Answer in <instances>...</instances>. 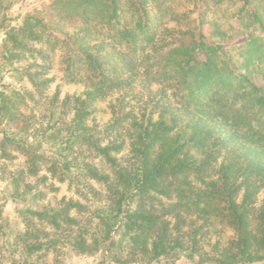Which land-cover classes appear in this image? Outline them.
Wrapping results in <instances>:
<instances>
[{"label":"trees","instance_id":"trees-1","mask_svg":"<svg viewBox=\"0 0 264 264\" xmlns=\"http://www.w3.org/2000/svg\"><path fill=\"white\" fill-rule=\"evenodd\" d=\"M16 4L27 6L0 9ZM221 5L238 31L209 23ZM0 32V160H23L10 194L22 227L0 247L23 258L10 264L64 248L115 263L126 252L136 264H264V85L253 81L264 82V0H40L4 14ZM54 54L80 94H46ZM51 180L75 197L38 204L42 186L57 192ZM9 227L0 210L3 237Z\"/></svg>","mask_w":264,"mask_h":264},{"label":"rangeland","instance_id":"rangeland-1","mask_svg":"<svg viewBox=\"0 0 264 264\" xmlns=\"http://www.w3.org/2000/svg\"><path fill=\"white\" fill-rule=\"evenodd\" d=\"M25 3L27 5L26 7L20 8L19 4H16V5H13L12 8L6 13H3L2 10L0 9V18L4 14L7 16V18H10V19L16 17L17 15H20L22 17L23 15L26 14L27 11H30L33 8L37 7L40 4V0H25ZM231 13L232 12H230L229 9H226V5H221L220 8L218 7L214 8L210 16L209 23H211V25H217L221 30H225L229 34H232L235 31H238L240 27L238 26L239 25L238 22L231 19L230 17ZM20 24H21L20 20L11 21L9 23L10 27H18L20 26ZM262 36L264 37V34ZM1 39H3L2 32H0V43H1ZM263 46H264V43H263ZM54 55L55 56H53L50 71L48 72V75H47L48 77L52 78L53 81L49 84L46 90V94L48 96H51L57 88L59 90L60 97H63L66 94H69V95L80 94L84 90L83 86L79 83H69L64 79L62 65L59 62L58 54H54ZM234 57L239 59L240 64L243 63L247 59L244 55H238V54H235ZM243 67L244 68H242L241 70L243 73L247 71L249 72L254 71L256 70V61L251 60V61L245 62ZM253 75L254 74L252 73L251 77ZM4 80L5 82H8V83L12 82L7 76H5ZM259 80L260 78L253 77L254 83H257L259 86L264 85V82L262 81L258 82ZM108 104H109V100L106 99L95 105V109L91 117L92 122L102 125L110 119V114L107 108ZM39 140H41V138H39ZM22 162L23 160L21 158L16 159L11 163L2 162V160H0L1 218H3L5 222L8 223V226L15 229V231H12L11 229H9L6 232V236L4 237L2 236L0 232V247H2V244L4 242L5 244H8L6 243L7 240L13 242L15 238L16 229L17 228L20 229L22 227L20 224H18V216H17L15 209L16 207L18 208L19 206L20 207L23 206V203L14 204L10 202L11 200L10 194L14 191L12 188L11 179H12V176L15 174V172L22 168V165H23ZM48 183H52L58 190L57 192L48 191L46 188H43L42 186V189L44 191V196L42 197V200L37 202L38 204L39 203L43 205L54 204L55 202L59 201L63 197L65 198L75 197L73 190L67 187V183H55L52 180L48 181ZM91 187L94 189V192L95 190L98 192L100 190V188L95 185H92ZM83 192H85L84 189H83ZM100 192H101L100 194H103L102 190H100ZM91 194L93 195V192L87 194L88 201H86V203L88 205V208H87L88 212L85 213V215L87 216H90L94 212L95 207H96L95 204H98V202L97 203L95 202L96 200L92 199ZM21 197H25V196H21ZM96 197L94 193V198L96 199ZM93 223H94V220L92 222V226H93ZM92 230H93V227H92ZM3 253H5V255L7 256L4 260L2 259L0 260V264H10L11 260L20 261L23 258V255L20 252V248L19 250L14 251V253L13 251L9 252V251L4 250L3 252L0 250V256H2ZM62 253L63 254L59 252L58 255H56L55 257L53 254H46V256L40 257L39 259L36 257H32L29 260L28 259L27 260L29 264H136V263L128 262L129 260L128 257L124 256L126 252H122V255H121V261L123 263H115L107 259L102 260V257L97 252L87 254V255H73L71 253H68L67 249L64 248L62 249ZM10 258L12 259L9 260ZM176 264H191V263L186 260H179L176 262Z\"/></svg>","mask_w":264,"mask_h":264}]
</instances>
